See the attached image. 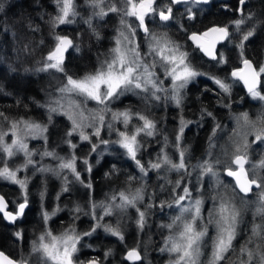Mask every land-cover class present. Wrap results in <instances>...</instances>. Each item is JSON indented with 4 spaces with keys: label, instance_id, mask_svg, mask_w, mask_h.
<instances>
[{
    "label": "snow or ice",
    "instance_id": "obj_1",
    "mask_svg": "<svg viewBox=\"0 0 264 264\" xmlns=\"http://www.w3.org/2000/svg\"><path fill=\"white\" fill-rule=\"evenodd\" d=\"M188 2L189 0H168L167 4L154 7L156 0H122L123 7H118L114 0H85L92 13L84 22L88 24L97 39H100V36L92 26L93 17L103 19L109 13H116L120 17V27L113 38L114 46L103 59L97 57L98 66L95 71L85 73L83 76L69 73L65 67V53L70 48L75 51H80V48L74 44L73 39L56 33L54 45L42 66L37 69L42 72L51 71L53 78L59 82L56 88L57 95H50L45 104L38 105L46 109L48 122H38L30 117L12 118L4 111H0V179L18 185L24 193L23 202L17 205L18 211L15 214L6 211L7 204L0 196V212L9 221L14 222L18 216H22L27 207L29 177L19 178L18 173L26 171L29 167L33 169V174L52 173L62 179V193H70L72 189L69 184L73 182L92 188L91 181L82 179L81 173L77 170L78 156L75 150L79 144L71 139L73 136H78L80 142H87L91 146L90 154L96 152L101 144L117 145L135 163L140 173L138 177L128 175L127 187L113 191L107 202L91 204V211L84 214L91 215L96 224L89 231L78 232L75 224L66 227L58 234L51 229L43 230L32 245L31 251L36 254L32 264H101V261L95 257L87 261L77 257L83 237L91 236L97 228L103 227L106 233L124 241L120 219L127 214L128 209L136 210L138 214L136 224L142 231L148 210L156 206L161 210L165 207H174L177 210L171 216L169 223L161 225L168 232L164 245L160 248L162 253L166 252L169 255L168 264H264V174H261L264 172V157L258 162H251L248 156L251 147L249 136H254L252 143L264 142V106L254 119L248 112L235 115V127L228 136L230 143L220 145V154L213 157L211 149L217 147L213 137H216L218 130L222 133L225 128L220 123H216L209 137L207 158L200 159L195 164L191 162L189 148L182 146L181 143L184 127L191 121H186L181 115L179 133L172 145L178 153V159H174L166 151L168 138L165 136V143L156 159L149 160L147 165L142 163V157L138 158V153L147 143L141 137H154L158 134L156 121L150 118L146 111L113 108V104L121 97L132 93L140 97L145 105H151L153 101H163L165 104L171 101L182 111L183 90L195 77L201 75L207 76L221 93L226 96L231 95L233 84L227 78L222 79L212 73H202L194 68L189 61L188 52L168 34V22L175 19L172 5L188 4ZM191 2L207 4L209 0H191ZM238 2L241 18L232 23L235 25V30L240 32L242 25L253 20V15L251 13L245 15L246 0H238ZM55 3L58 14L52 18L53 28L76 22L75 18L79 13L75 0H55ZM2 7L3 5L0 4V10ZM187 12L188 19L195 18L191 7L187 8ZM156 16L162 22L161 31L149 27L150 22H155ZM129 17H134L135 20L130 22L127 19ZM141 31L143 37L138 39ZM254 34L253 26L242 34L240 42L236 45L240 49L243 66L234 69L231 77L233 80L243 82L253 99L264 102V91L261 90V85L264 83L262 81L264 66L257 67L244 56L245 43ZM231 35L229 26H213L204 33L200 35L194 33L189 38L197 48L219 65L227 61L222 54L218 56L216 53V44L230 41ZM25 51H28L27 46ZM55 73L62 75L56 76ZM166 82L169 86H166ZM89 102H94V106L89 107ZM223 106L231 107L228 103H224ZM53 114L62 115L70 122V127L65 132L66 138L63 140V143L72 150L67 157L60 156L54 150L50 151L47 148L39 153L29 148L30 139H42L45 144L48 143L46 133ZM201 114L215 119L212 112L206 109L202 110ZM117 124L121 127H116ZM105 130L109 136L115 133L117 138L102 139L101 132ZM93 137L96 138L95 141ZM220 139L223 137L221 136ZM20 155L23 156L22 163L15 166L9 163ZM36 155H40V161L33 159ZM45 157L57 161L56 166L44 165L42 161ZM82 162L87 165L86 171L91 173L92 166L88 158L84 157ZM246 164H251V168L246 169ZM151 171H155L158 174L157 178L164 181L156 187L161 192L170 191L171 195L170 200H160L158 205L155 203L156 192L148 194L147 191L145 178ZM249 171L252 173L251 177ZM173 172L177 174L174 180L169 178ZM193 172L196 173V182L189 187ZM221 172L233 177L235 183H226L221 178ZM69 174L74 181L69 180ZM205 176L209 177L207 188L204 184ZM254 189L257 190L254 193L257 197L256 201L245 200ZM194 192L199 195L194 196ZM44 194L42 191L41 196L43 197ZM146 196L148 202L145 200ZM206 202H210L207 208H205ZM250 203L255 204L251 229L243 242L237 244V239L241 235L244 210ZM97 208L102 209V215H97ZM74 211L80 213L83 209L77 204ZM51 215L55 213H44L45 223ZM113 215L117 217L115 226L110 223L100 224L99 221L104 217ZM257 218H259L258 222ZM75 219L78 217H74ZM210 229L213 230L212 235L209 234ZM16 235L20 238V233ZM111 254V250H108L104 256L106 258ZM125 259L135 264L141 259L140 252L132 248L128 250ZM0 264H30V262L27 257L16 261L0 252Z\"/></svg>",
    "mask_w": 264,
    "mask_h": 264
},
{
    "label": "trees",
    "instance_id": "obj_2",
    "mask_svg": "<svg viewBox=\"0 0 264 264\" xmlns=\"http://www.w3.org/2000/svg\"><path fill=\"white\" fill-rule=\"evenodd\" d=\"M78 1L75 0V3ZM159 2V5L162 6L167 4L168 0H159ZM0 4L3 5L2 10H0V111H4L12 118L30 117L38 122L47 123L46 109L38 106L46 103V91L38 87L32 81V76L29 75L38 72L37 69L45 61V57L55 43L54 34L67 35L73 39L74 44L79 46L80 51H75L71 48L66 54L65 67H69L73 63V71L68 72L76 76H83L85 73L95 71L98 65L97 57L99 56L100 59L104 58V55L108 54L109 49L112 47L116 29V17L113 13H109L103 19L93 17L92 26L100 36V39H97L88 24L84 22V19L77 18L72 25H60L53 28L52 18L58 13L55 0H0ZM221 5H226L228 8L224 9ZM188 7H191L194 19H188ZM239 7L238 0H220V2L210 0L207 4H193L190 1L188 4L183 3L182 7L176 8L172 5L175 19L170 21V24L174 25L175 28L180 27L184 30L183 38L187 44L185 51L190 54L197 51V48L190 45L187 39V35L190 32H203L215 25L229 26V31L232 34L231 40H226L221 45L219 52L228 53L232 63L231 68H236L240 64L241 53L236 48V45L240 42L242 34L254 26L255 34L245 43L244 56L250 58L256 66L259 57L264 53V0H246V5L244 6L245 15L247 16L251 13L253 20L247 21L241 26V31L237 32L232 22L241 18L238 11ZM90 12H92L91 8ZM167 31L171 34L175 32L172 28H167ZM227 44L233 46L232 50H225ZM25 46H27V52L25 51ZM233 82L238 85L237 81ZM201 83H203L202 80H196L187 86L188 91L191 92L192 97L197 101H195L196 103L182 107V111L174 107L167 109V113L173 117L172 124L174 128L177 127L178 117L181 118V115L185 120L191 121L189 127L184 130L186 135L194 132L201 133L200 137L207 133L209 135L214 122L213 117H209L206 114L202 116L201 113L204 109L212 112L215 120L221 125L225 123L229 125L228 122H225L228 116L223 121L217 113L219 105L214 106L209 97L193 92V88H196ZM241 97L239 93L238 98ZM134 99L130 94L121 97L117 101V109L132 108L134 110ZM245 103L252 104L253 102L245 100ZM229 113H231V110ZM69 127V122L62 115H54L46 133L48 143L45 144L42 139H30L29 148L38 153L43 152L47 148V150H54L57 154H62L60 156H69L72 150L67 144L63 143L66 138L65 132ZM105 131L101 132L102 139H116L115 133L109 136ZM208 135L201 139V152L191 158L193 164L202 159L204 152L208 149ZM162 136V134H157L154 137H141L147 143L141 152L138 153V158L142 157V163L145 165H147L149 160L156 159L157 154L164 145ZM71 139L79 144V147L75 150L78 156L77 170L81 173L82 179L92 183L91 189L79 184L87 197L88 205L85 207L86 210L80 213L74 211L77 205L74 199L76 193L74 191L62 193V179L51 180L49 173L41 174L36 172L33 174V169L29 167L25 171V175L29 177L28 203L25 213L9 225L4 243L0 238V246L18 261L22 257H27L26 252H32L33 242L37 240L45 229H51L58 234L61 230L73 224L78 228L79 222L85 220H87L90 228L93 219L91 215H85L84 213L91 211V204L93 202H107L113 191L127 187L126 177L128 175L131 174L137 177L140 175L135 163L117 145L109 144L105 146L101 144L96 152L90 154L89 148L91 146L87 142H80L78 136H73ZM93 140L95 141L96 138L93 137ZM84 157L88 158L89 164L92 166L91 173L86 171L87 165L82 162ZM33 159L40 161V155L34 156ZM42 163L56 166L57 161L50 157H45ZM28 173L32 174L29 176ZM157 175L155 171H151L145 179L147 181L148 194L153 193V191L156 192L155 203L158 205L160 200H170L171 195L170 191L161 192L156 187L164 183L163 180L157 178ZM169 178L174 180L177 178V174L173 172ZM223 178L230 181L227 176ZM72 180H74L73 177ZM1 186L2 184H0V188L8 199L11 208H15L17 203L23 202L24 193L19 186L11 183L6 184L4 189ZM42 191L45 193L43 197L41 196ZM254 193L245 197V200L257 198ZM58 195L59 199H57ZM145 200L148 202L147 196ZM153 210L156 212L161 209L156 206L153 207ZM45 212L49 214L55 213V215H51L47 223H45L43 218ZM96 213L100 215L102 209L97 208ZM74 217H78V219L74 220ZM106 217H104V220H106ZM248 220L249 226H245V234L242 235L243 238L238 237L237 244L250 232L252 217H249ZM258 221L259 218H257ZM17 233H20V238L17 237ZM126 245L136 247L141 252L144 250L147 253L149 252L145 248V239L143 238L131 239ZM108 250L109 248L104 249L105 252Z\"/></svg>",
    "mask_w": 264,
    "mask_h": 264
},
{
    "label": "rangeland",
    "instance_id": "obj_3",
    "mask_svg": "<svg viewBox=\"0 0 264 264\" xmlns=\"http://www.w3.org/2000/svg\"><path fill=\"white\" fill-rule=\"evenodd\" d=\"M217 1L220 2V0H217ZM114 2L117 4L118 7H123L122 0H114ZM76 5H77V11H78L79 15L75 18V20L77 18L78 19H84V20L88 19L92 12H90V7L85 3V0H79L78 2H76ZM113 14L116 17V19H115V21H116L115 28L116 29H115V35H114V37H115L117 35V29L120 27V22H119L120 17L116 13H113ZM127 19L130 22L135 20L134 17H129ZM65 25H72V24H65ZM156 31H159V30H156ZM168 34L174 40H176L180 45H182L184 50L187 48L186 42L181 40V36H182V30L181 29H179V30L177 29L173 34H171V33H168ZM113 46H114V39H113V43H112V47ZM232 47H233L232 45L227 44L225 47V50L226 49L232 50ZM237 49L240 52V49L239 48H237ZM191 60L196 61V54L195 53H191L189 61L192 62ZM42 64L40 65V67L42 66ZM241 64H242V59L240 58V64L236 68H240ZM256 66L257 67L264 66V53L259 57L258 64ZM73 68H74V64L71 63L69 65V67L68 66L66 67V70L71 72V71H73ZM211 70H212V74H215L221 78H226V74H225L224 69L221 65H216V66H212V67L207 65V66H203V68H201L202 73H207L208 71H211ZM209 73H211V72H209ZM55 75L61 76L62 74L55 73ZM29 76H32V78H33L32 81L38 87H40L46 91V102L49 100L50 95H57L56 88L58 87L59 82L53 78V74L51 73V71H49V72L38 71L36 73L30 74ZM201 77L207 78V76H204V75H201ZM229 77L232 81H237V80H233L231 75H229ZM195 78L191 82H193L195 80ZM262 81H264V77H262ZM237 82H238V85L240 86V88L244 89L243 84L240 81H237ZM232 84H233V87L231 90V95L226 96L225 94L222 93V95L220 96V99L217 102H215V104L220 102V104H218L220 106H219L217 113L219 115L221 114L220 115L221 120H223L224 118H226L228 116V119L225 122H228L229 125L227 123L223 124V126H225L224 132L221 133L218 130L216 137H213V140L217 143V147L211 149V151L213 153V157L220 154V145H225V144L230 143L228 141V136L231 134V130L235 127L234 116L238 115L241 112H248L250 114V116L254 119L256 117V115L258 114V112L261 111L262 106H264V102H261L258 99H253L249 95V93L247 94L248 100L252 101L253 102L252 104H246L242 98H237V95L239 94L240 89L236 83H232ZM166 86H169L168 82H166ZM261 90L264 91V83H262V85H261ZM128 94L132 95L135 98L134 102H133L134 110L146 111V113L150 116V118H152L153 120L156 121L158 135L162 134L163 138L165 136L168 138V141H167L168 148L166 149V151L170 155H172L174 159L175 158L178 159V153L175 152V149L172 147V145L175 141L176 135L179 133L180 118L178 117L179 122L177 124V127L174 128V126L172 124V118L173 117L169 113H167V109L169 107H174L178 110V108L175 106V104L171 101H169L167 104H165L163 101H160V102L153 101V102H151V105H145V103L141 100L140 97L133 95L132 93H128ZM142 95H143V93L141 94V96ZM183 95H184V101H183L182 107L191 106V105H193V103L197 102L192 97L191 92L188 91L187 87L183 90ZM224 103L230 104L231 107L230 108L224 107L223 106ZM92 106H94V102H89V107H92ZM113 108L114 109L118 108L117 101L113 104ZM233 109H236V110H233ZM230 110H231V113H229ZM54 115H56V114H53V116ZM186 121H189V120H186ZM213 122L214 123H213L212 129H211V132L209 133V135L207 133V134H204L202 137H200L201 133L194 132L192 134H188L186 137L182 136V142H181L182 146H186L189 148L191 158L194 155L199 154L201 152V146H202L201 145V139L205 138L207 135L209 137L212 135V130H213L214 125L216 123H218L215 119H213ZM69 124H70V122H69ZM190 124L191 123H188L184 127V130L186 128H188ZM116 127L119 128V127H121V125L117 124ZM88 131L90 132L91 129H89ZM105 133H106V131H105ZM221 136L223 137V139H220ZM248 139H249V142L251 144V147L248 150L249 160L251 162H258L261 159V157H264V142L252 143V141L254 140V136H249ZM164 143H165V140H164ZM208 151H209V147L204 152L203 158H207V152ZM59 155H62V154H59ZM222 159H225V158L222 157ZM22 161H23V156L20 155V156L16 157L14 160H10L9 163L12 164L13 166H15L18 163H22ZM52 167H55V166H52ZM221 167H223V166H221ZM233 167H235V166L233 165ZM245 168L250 169L251 164H246ZM28 174L30 176L32 173L31 174L28 173ZM261 174H264V172H262ZM49 175H51V180H59L60 179V178H57L56 176H54L52 173H49ZM251 175H252V173H251V171H249V176L251 177ZM18 176H19V178H24V176H26L25 171L19 172ZM224 176L225 175L223 174V172H221V178L226 183H230V181H231V183L234 184L230 178H229L230 181L225 180L223 178ZM190 179H191L192 183L189 185V187H192V185H194L196 182V173L195 172H193ZM69 180L74 181V180H72L71 174H69ZM186 180H187V178H186ZM2 181L7 182V183H11L9 181L0 179V182H2ZM11 184H13V183H11ZM204 184H205V187L207 188V186L209 184V177L208 176L204 177ZM70 188L72 189V191H74L76 193L74 199L76 200L77 204H79L83 210H86L85 207L88 205L87 197H86V194L84 193L82 187L79 186V182H77V184H76V182L70 183ZM255 191H257V190H254L253 192H255ZM250 194H252V193H250ZM193 195L196 196V195H199V193L194 192ZM256 199L257 198H253L252 200H248V201L255 202ZM237 203L238 204L240 203L239 200L237 201ZM18 204L19 203H17V205ZM17 205H16V208H17ZM209 206H210V202H206V208ZM254 208H255L254 203H250L245 207L244 214H243V223L241 224V235H240V237H242V235L245 234V226L246 225L249 226V223H248L249 220L248 219H249V217H252V211L254 210ZM169 209H170L169 211L166 210L165 212H164V210H160V211L155 212L153 210V208L148 210L146 222H145L143 230L141 231L137 227V224H136V219L138 217V214L136 213L135 209L130 208V209H128L127 214L124 215L123 217H121V219H120L121 230H122L123 235L125 237L124 241H120L117 237H114V236L110 235L109 233H106L104 231L103 227H100L97 229H101V234L98 233L97 231L94 232L91 236H89V240L86 243V245L88 247L90 245V247L95 248V249L100 248L101 250L109 248V250H111L112 254H111V256H109L106 259L105 264H123L121 262V259H120L121 251L126 246V244H128L131 241V239H137V238L145 239V248L149 249L150 247H152L154 241L156 240L154 237L155 235H157L158 238L162 239V235L164 233H168L167 229L162 228L161 225L167 224L166 219L170 218L173 215V214H171V212L177 211L174 207L169 208ZM100 215H102V213ZM116 220H117V217L115 215H113L111 217H106V220L103 219V220H100L99 222L102 225L110 223L113 226H115ZM95 224H96V221L92 220L90 228H91V226H94ZM87 226H88L87 220L80 221L78 228H76V230H83L84 228H87ZM245 238L246 237H244V239ZM164 240L165 239H163V241H162V245H161L162 247L164 245ZM240 241L241 242H239V243H242L243 239H241ZM81 244H83V245H82V247H80V251L78 252L79 254H80V252H82V250L85 247V242L82 241ZM208 251H210V250H208ZM141 253L143 255V259L147 260V258H148L147 251L144 250ZM26 256L29 259L30 264H32V262L35 261V259H36V254H34L32 252H26ZM163 259H164V257L161 254L153 256V262L154 263H159Z\"/></svg>",
    "mask_w": 264,
    "mask_h": 264
},
{
    "label": "flooded vegetation",
    "instance_id": "obj_4",
    "mask_svg": "<svg viewBox=\"0 0 264 264\" xmlns=\"http://www.w3.org/2000/svg\"><path fill=\"white\" fill-rule=\"evenodd\" d=\"M191 0H189V2H190ZM210 1V0H209ZM159 0H156V4L154 5V7H156V6H158L159 5ZM159 6H161V5H159ZM183 6V3H181V4H176V5H174V8H176V7H182ZM223 8H224V5H221ZM146 22H148L147 21V18H146ZM162 22H160L159 21V18H158V16H156V18H155V22H150L149 23V27L150 28H152L153 30H159V31H161L162 29L160 28V24H161ZM168 24H169V29H173L174 31H176V29H181L180 27L179 28H175V26L174 25H172V24H170V21L168 22ZM182 30V29H181ZM143 37V32L141 31L140 33H139V37H138V39L139 38H142ZM184 30H182V36H181V40H183L184 41ZM187 39H188V35H187ZM188 41H189V43H190V45H192L193 47H195V48H197L196 46H194L191 42H190V40L188 39ZM223 43H225V42H223ZM222 43V44H223ZM221 44V45H222ZM221 45H219V48H218V50H217V54H218V56L220 55V54H222V56L224 57V59L227 61V63H222V64H219V65H221L222 67H223V69H224V72H225V74H226V78L228 79V81H230V82H232V83H234L231 79H230V77H229V75H231V72L234 70V69H236V68H231V61H230V58H229V56H228V53L227 52H225V53H221V52H219V49H220V47H221ZM189 54V60H190V53H188ZM195 54H196V61L194 60V61H192L191 62V64L193 65V67H195V68H197L200 72H201V68H203V66H210V67H212V66H216L217 65V62L216 61H214V60H211L210 58H208V57H206L204 54H202L201 53V51H200V49L199 48H197V51L195 52ZM207 64V65H206ZM211 69V68H210ZM209 72H211L212 73V70L211 71H208L207 73H209ZM215 75V74H214ZM217 76V75H216ZM219 77V76H218ZM221 78V77H220ZM223 79V78H222ZM196 80H202L203 81V83H201L200 85H198L196 88H193L194 90H193V92H198V93H201L202 95H204V96H207V97H209L210 98V101H212L213 102V104H214V106L217 104L218 105V103H216L215 104V102H217L219 99H220V96L222 95V93L220 92V90L218 89V87L211 81V80H209V79H207V78H204V77H201V76H197L196 78H195V80L194 81H196ZM238 81V80H237ZM241 82V81H240ZM242 83V82H241ZM203 84V85H202ZM238 87H239V89H240V91H239V93L241 94V96L243 97H241L242 99H243V101L245 102V100H248V96H247V94H248V92H246L245 91V89H241L240 88V86L238 85ZM196 89V90H195ZM203 97V96H202ZM237 98H238V95H237ZM220 106V105H219ZM187 135H186V133L183 131V137H186ZM226 176V175H225ZM228 177V176H227ZM229 178V177H228ZM231 179V178H230ZM232 180V179H231ZM233 181V180H232ZM233 183H234V181H233ZM0 184H2V189H4V187H6V184H8L7 182H4V181H2V182H0ZM256 190V189H255ZM238 191V190H237ZM0 194L1 195H3L4 196V198L6 199V201L8 202V205H9V201H8V199L6 198V196L2 193V190H1V188H0ZM250 194V193H249ZM206 207V206H205ZM26 209V208H25ZM169 211L170 209L168 208V207H165L164 208V212L165 211ZM7 211H12V212H14V213H16L17 211H18V208H16V206H15V208H11L10 207V205H9V208H8V210ZM24 213H25V211H24ZM176 212H171V214H175ZM24 215V214H23ZM22 215V216H23ZM19 217H21V216H18V218ZM170 219H171V217L170 218H167L166 219V221H167V223H169L170 222ZM17 220V219H16ZM15 220V221H16ZM14 221V222H15ZM88 223V222H87ZM0 225H1V231H0V238H1V240H2V242L4 243L5 241H6V235L8 234V229H9V225H10V223L6 220V218H4V215H3V213L2 212H0ZM90 230V228H89V226H87V228H84L83 230H77L78 232H85V231H89ZM98 233H100L101 234V229H97L96 230ZM167 234L168 233H164L163 235H162V239H160V238H158V236L157 235H155L154 237H155V241H154V243H153V245H152V247H150L148 250H149V252H148V258H147V260H144L143 259V255H142V253H141V251L138 249V248H136V247H132V246H125L123 249H122V251H121V255H120V259H121V262L123 263V264H132V262H130V261H128V260H126L125 259V256H126V252L129 250V249H131V248H136L139 252H140V255H141V259L139 260V261H137V262H135V264H168V260H169V255L165 252V253H162L161 251H160V248L162 247L161 245H162V241H163V239H165V237L167 236ZM210 235H212L213 234V230L212 229H210V233H209ZM88 240H89V236H85V237H83V239L81 240V242L83 241V242H85V247H84V249L82 250V252H80V254L79 253H77L76 255H77V257L78 258H80V260H84V261H87V260H90V259H92V258H97V259H99L100 261H101V264H105L106 263V259H105V256H104V254H105V251L104 250H101L100 248L99 249H95V248H92V247H90V245H89V247L86 245V243L88 242ZM81 245H83V244H81ZM0 250L1 251H3V252H5L6 254H8L1 246H0ZM210 250V249H209ZM158 254H161L163 257H164V259L162 260V261H160L159 263H154L153 262V256L154 255H158ZM9 255V254H8ZM9 256H11V255H9ZM12 258H14L13 256H11ZM16 261H18L16 258H14Z\"/></svg>",
    "mask_w": 264,
    "mask_h": 264
},
{
    "label": "water",
    "instance_id": "obj_5",
    "mask_svg": "<svg viewBox=\"0 0 264 264\" xmlns=\"http://www.w3.org/2000/svg\"><path fill=\"white\" fill-rule=\"evenodd\" d=\"M228 8V6H226V5H224V9H227ZM215 26H218V25H215ZM211 27H213V26H211ZM211 27H209V28H207L206 30H204L203 32H190L189 34H188V39L190 40V42L194 45V46H196V44L189 38L192 34H197V35H200V34H202V33H204L205 31H207V30H209ZM66 36V35H65ZM69 37V36H68ZM70 38V37H69ZM223 42H225V41H222V42H220V43H217L216 44V47H215V51H216V53H217V50H218V48H219V45H221ZM71 49V48H70ZM70 49L68 50V52L70 51ZM201 51V50H200ZM67 52V53H68ZM67 53H65V56H66V54ZM201 53L202 54H204V52L203 51H201ZM205 55V54H204ZM206 56V55H205ZM206 57H208V56H206ZM209 58V57H208ZM249 60H251L250 58H248ZM252 61V60H251ZM253 62V61H252ZM243 65L241 64V67H242ZM240 67V68H241ZM236 69H238V68H236ZM242 84H243V82H242ZM243 86H244V84H243ZM244 89H245V91L246 92H248L247 91V89H246V87L244 86ZM229 178H231L233 181H234V183H235V180H234V178L233 177H229ZM238 190V189H237ZM255 190V189H254ZM0 196H2L3 198H4V196L3 195H1L0 194ZM4 200H5V202H6V204H7V208H6V211L8 210V208H9V205H8V202L6 201V199L4 198ZM10 212H12V211H10ZM13 214H15L14 212H13ZM10 224H12V223H14V222H12V221H9L8 219H6ZM132 249V248H131ZM130 250V249H129ZM0 252H3V251H1L0 250ZM128 252V251H127ZM127 252H126V254H127ZM5 255H7V256H9L8 254H6L5 252H3ZM9 258H11V259H14V258H12L11 256H9ZM15 260V259H14Z\"/></svg>",
    "mask_w": 264,
    "mask_h": 264
},
{
    "label": "bare ground",
    "instance_id": "obj_6",
    "mask_svg": "<svg viewBox=\"0 0 264 264\" xmlns=\"http://www.w3.org/2000/svg\"><path fill=\"white\" fill-rule=\"evenodd\" d=\"M226 113V112H225ZM221 115V114H220ZM174 131V130H173ZM195 136V135H194Z\"/></svg>",
    "mask_w": 264,
    "mask_h": 264
}]
</instances>
